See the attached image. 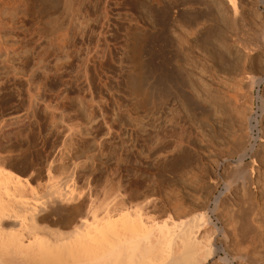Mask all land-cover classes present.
<instances>
[{"label": "rangeland", "instance_id": "rangeland-1", "mask_svg": "<svg viewBox=\"0 0 264 264\" xmlns=\"http://www.w3.org/2000/svg\"><path fill=\"white\" fill-rule=\"evenodd\" d=\"M0 156L29 198L95 197L99 227L206 213L207 264H264V0L0 1Z\"/></svg>", "mask_w": 264, "mask_h": 264}, {"label": "bare ground", "instance_id": "bare-ground-1", "mask_svg": "<svg viewBox=\"0 0 264 264\" xmlns=\"http://www.w3.org/2000/svg\"><path fill=\"white\" fill-rule=\"evenodd\" d=\"M248 149L243 148V156ZM3 161L0 158V264H207L221 249L216 246L213 234H202L204 225L209 222L206 213L172 225L157 221L148 225L141 209L130 207L119 209L118 218L113 222L109 206L103 216L107 219L104 229L99 227L102 220L98 208L95 209V197L87 203L82 193L77 195L68 189V179H59L53 180L44 195L34 192L29 198L26 190L35 186L30 176H21ZM48 174L54 177L51 166ZM59 211L67 212L69 219L77 216L78 220L67 228L50 224L48 217L58 216ZM91 214L95 219L92 228L97 234L85 232L91 225L88 219ZM137 221L140 231H128ZM118 222L126 231L109 234ZM27 223L30 225L28 234H2L27 227ZM40 230L49 237L42 239L35 234ZM26 249L31 251L26 253Z\"/></svg>", "mask_w": 264, "mask_h": 264}]
</instances>
